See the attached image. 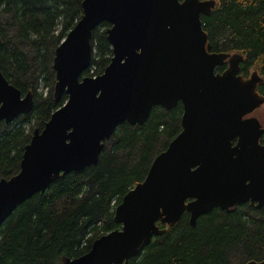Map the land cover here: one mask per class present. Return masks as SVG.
Wrapping results in <instances>:
<instances>
[{"label":"water","instance_id":"95a60500","mask_svg":"<svg viewBox=\"0 0 264 264\" xmlns=\"http://www.w3.org/2000/svg\"><path fill=\"white\" fill-rule=\"evenodd\" d=\"M83 15L55 51L58 99L68 96L25 147L20 171L0 180V229L14 211L61 175L98 164L104 142L127 122L142 126L154 107H183L181 133L115 210L120 229L94 241L75 264H129L185 212L196 227L214 209L264 208V125L250 116L264 104L259 78L239 74L231 54L211 52L206 0H84ZM107 22L113 58L97 77L92 35ZM2 38L0 36V43ZM31 93L6 79L0 64V123L33 111ZM246 264H264L249 261Z\"/></svg>","mask_w":264,"mask_h":264},{"label":"trees","instance_id":"16d2710c","mask_svg":"<svg viewBox=\"0 0 264 264\" xmlns=\"http://www.w3.org/2000/svg\"><path fill=\"white\" fill-rule=\"evenodd\" d=\"M84 0H0V64L11 84L31 93L33 111L0 123V180L20 171L25 147L68 96L54 95L55 51L83 15ZM202 16L211 52L236 55L239 74L258 77L264 97V0H206ZM107 22L92 35L85 76L102 74L113 58ZM227 65L219 66L223 73ZM43 86V90L40 88ZM46 89V92H44ZM183 107L152 109L143 126L120 124L104 142L99 162L61 175L43 193L21 204L0 229V264H75L95 240L120 229L115 210L142 182L155 160L181 133ZM264 145V134L261 138ZM129 264H246L264 259V208L246 203L214 209L196 227L185 212Z\"/></svg>","mask_w":264,"mask_h":264},{"label":"rangeland","instance_id":"374dc122","mask_svg":"<svg viewBox=\"0 0 264 264\" xmlns=\"http://www.w3.org/2000/svg\"><path fill=\"white\" fill-rule=\"evenodd\" d=\"M236 55H234V57H235ZM237 59L235 58H233V60L232 61H236ZM226 61H227V59H226ZM226 61H225V63H226ZM229 60L227 61V65H229ZM16 87V86H15ZM41 90H43V86L40 88ZM44 92H46V89H45V91ZM250 116H254V117H256V118H258L259 120H260V122L264 125V104L262 105V106H260L259 108H257ZM143 126V125H142ZM36 130H39V131H42V130H40V129H35V131ZM34 134V133H33ZM177 224V223H176ZM175 224V225H176ZM248 263V262H247Z\"/></svg>","mask_w":264,"mask_h":264},{"label":"flooded vegetation","instance_id":"af4514ba","mask_svg":"<svg viewBox=\"0 0 264 264\" xmlns=\"http://www.w3.org/2000/svg\"><path fill=\"white\" fill-rule=\"evenodd\" d=\"M202 16H203V15H202ZM233 58H234V59H235V58L237 59V57H236V56H235V57H234V56H232L231 58H228V59H227V61L229 60L230 62H233V61H232V60H233ZM227 61H226V63H224V64H226V65H227ZM230 62H229V63H230ZM222 66H223V65H222ZM228 66H229V65H227V68H228ZM227 68H226V69H227ZM164 109H165V108H164ZM165 110H167V109H165ZM2 122H3V121H2ZM4 122H5V121H4ZM255 205L257 206V204H255ZM257 207H258V206H257ZM263 260H264V259H263ZM260 261H262V260H260ZM258 262H259V261H258Z\"/></svg>","mask_w":264,"mask_h":264},{"label":"bare ground","instance_id":"6f19581e","mask_svg":"<svg viewBox=\"0 0 264 264\" xmlns=\"http://www.w3.org/2000/svg\"><path fill=\"white\" fill-rule=\"evenodd\" d=\"M92 44V43H91ZM207 47H208V45H207ZM92 49H93V47H92ZM91 66V65H90ZM90 68V67H89Z\"/></svg>","mask_w":264,"mask_h":264}]
</instances>
